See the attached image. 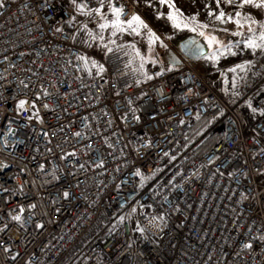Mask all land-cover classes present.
I'll use <instances>...</instances> for the list:
<instances>
[{
	"label": "built area",
	"instance_id": "1",
	"mask_svg": "<svg viewBox=\"0 0 264 264\" xmlns=\"http://www.w3.org/2000/svg\"><path fill=\"white\" fill-rule=\"evenodd\" d=\"M97 21L0 3V264H264V51L221 94Z\"/></svg>",
	"mask_w": 264,
	"mask_h": 264
},
{
	"label": "rangeland",
	"instance_id": "2",
	"mask_svg": "<svg viewBox=\"0 0 264 264\" xmlns=\"http://www.w3.org/2000/svg\"><path fill=\"white\" fill-rule=\"evenodd\" d=\"M2 0H0L1 3ZM63 5L69 6L71 0H59ZM137 7L138 15L148 23L149 27L156 33L161 32L160 30L166 31V33H159V40L155 43L149 44V37L147 32H142L141 35H135V40H133L135 52H139L138 58L141 60L143 57V62L147 60H155L154 57L159 53L161 49L173 48L171 45V40L183 33L197 32L198 34L203 31L206 36L211 33L217 37V39L224 45H230L232 51L236 55H224L219 57L218 60L212 62L209 57L215 53V48H210L208 53L195 61V68L204 74L205 80L212 85V87L221 94H226L234 85H236L244 76L245 71L248 69L253 56V50L248 49L244 46L243 41L248 39L249 36L253 35L247 31L248 25L243 28H237L235 24L232 23H220L214 20L213 17L208 16V11H216L214 6V0H174L176 8L180 9L184 17H196L194 23H190L188 28H173L171 22L166 20L167 9L160 7L157 0H151L152 6L149 7L147 0H133ZM222 9L227 13L234 12L232 7L222 4ZM242 12L249 14L252 19L257 21V23L252 24L254 32L264 31V8L257 9L255 7L241 9ZM164 13L165 18L157 19V13ZM98 23V21H97ZM97 23L94 25L97 27ZM197 24H207V28L196 27ZM196 27L195 31L191 28ZM97 29H99L97 27ZM227 29V31H225ZM100 31V30H99ZM240 32V35L233 36V32ZM99 35L104 36V40L99 39ZM131 33L117 34L113 36L111 30H104L102 33L99 32L98 39L96 42L95 49L102 51L105 49L104 44L109 43L110 40H115L119 42H126L131 39ZM157 35V33H156ZM158 36V35H157ZM156 61V60H155ZM159 63H164L160 62ZM237 65H243V69L236 68ZM235 69V71H231ZM245 122L249 120V115L246 116Z\"/></svg>",
	"mask_w": 264,
	"mask_h": 264
},
{
	"label": "snow or ice",
	"instance_id": "3",
	"mask_svg": "<svg viewBox=\"0 0 264 264\" xmlns=\"http://www.w3.org/2000/svg\"><path fill=\"white\" fill-rule=\"evenodd\" d=\"M72 5L74 6L75 11L85 16L86 18H90L92 16H96L98 18L97 27L99 28L100 32L102 33L104 30H111L113 36L117 34H124V33H131L133 35H141L142 32H147L149 37V44L155 43L160 38L156 35V33L149 27L148 23L145 22L144 19L141 18L138 14H133L128 19H123V6H116L114 0H96V6L90 7L88 0H71ZM148 6L151 7L152 3L151 0H147ZM157 3L160 7H164L167 9L166 13V20L171 22L173 28L179 29L181 27L188 28L190 23H194L196 21V17H184L183 13L180 9L176 8L174 0H157ZM227 5L234 9V12L227 13L225 12L221 5ZM214 6L216 11L210 10L208 11V16L213 17L214 20L219 21L220 23H232L235 24L237 28H243L245 25H248L247 31L252 33L253 35L249 36L248 39L243 41V44L246 48L251 49L253 51L260 50L264 51V31H260L259 36L255 35L253 28L251 27L252 24L257 23L254 19L251 18L249 14H246L241 11L246 7L251 8L255 7L257 9L264 8V0H214ZM107 9V11H105ZM157 19L165 18L164 13H157ZM76 19L75 16L72 17V21ZM71 22V21H70ZM196 27L201 29L207 28V24H197ZM196 27L191 28L192 31L196 30ZM59 30V29H58ZM82 31H84L89 39L96 40L97 35L92 30H89L87 24L82 25ZM227 31V29H225ZM201 36H204L205 33L201 31L199 33ZM240 32H233L232 35H240ZM99 39L101 41L104 40L103 35H99ZM207 44L210 48H215V53L209 57L212 62H215L219 59V57L224 55H236L235 52L232 51L230 45L222 44L215 35L209 33L206 36ZM109 43L114 44L115 40H110ZM103 47L107 49V51H112L111 48L108 47V44H104ZM134 47V46H133ZM137 56H139V52L137 51ZM79 59L84 60L86 63L88 59L86 57H79ZM143 61V57H141ZM93 67H97L99 71L97 74L99 75L100 72L104 71L103 65H98L95 61H92ZM143 68V62L140 65ZM243 65H237L236 68L243 69ZM170 70V69H169ZM231 71H235V69H231ZM163 69L161 72L157 73L156 75H162ZM146 79H152L153 77L147 76ZM27 103L25 100L19 101L18 107L23 108V106ZM35 107V105H33ZM47 107V105H45ZM134 111V110H133ZM255 112L256 110L253 109ZM78 135V134H77ZM139 174V173H137ZM68 193H65L67 197ZM34 207V206H33ZM21 212L24 211L23 208L20 209ZM14 220L19 221L20 216H14ZM123 219V218H122ZM40 227V225H37ZM251 245H245V247H250ZM8 251V249H5Z\"/></svg>",
	"mask_w": 264,
	"mask_h": 264
},
{
	"label": "water",
	"instance_id": "4",
	"mask_svg": "<svg viewBox=\"0 0 264 264\" xmlns=\"http://www.w3.org/2000/svg\"><path fill=\"white\" fill-rule=\"evenodd\" d=\"M203 40L204 36L199 37L194 34L190 35L189 33H183L174 37L171 40L173 48H169L166 52L165 64L170 67L179 66L180 59L176 54L185 61L190 62H195L204 57L208 53L209 47Z\"/></svg>",
	"mask_w": 264,
	"mask_h": 264
},
{
	"label": "flooded vegetation",
	"instance_id": "5",
	"mask_svg": "<svg viewBox=\"0 0 264 264\" xmlns=\"http://www.w3.org/2000/svg\"><path fill=\"white\" fill-rule=\"evenodd\" d=\"M190 35L191 34H194V35H197V36H201L200 34H198L197 32H191V33H189ZM198 38V37H197ZM204 42H206L207 43V41H206V38H205V36H204V40H203ZM208 45V44H207ZM168 51V49H162V51H160L155 57H154V59L156 60V61H160V62H164L165 63V57H166V52Z\"/></svg>",
	"mask_w": 264,
	"mask_h": 264
},
{
	"label": "trees",
	"instance_id": "6",
	"mask_svg": "<svg viewBox=\"0 0 264 264\" xmlns=\"http://www.w3.org/2000/svg\"><path fill=\"white\" fill-rule=\"evenodd\" d=\"M205 123V120H200V122L198 123L197 127L195 128L194 131L198 130L199 128L202 127V125ZM216 140V138H212L210 141H208L202 148H201V152L204 151L208 146H210V144H212L214 141Z\"/></svg>",
	"mask_w": 264,
	"mask_h": 264
},
{
	"label": "crops",
	"instance_id": "7",
	"mask_svg": "<svg viewBox=\"0 0 264 264\" xmlns=\"http://www.w3.org/2000/svg\"><path fill=\"white\" fill-rule=\"evenodd\" d=\"M160 31H161V32H156L158 36L160 35L159 33H161V34L166 33V31H163V30H160ZM160 51H162V49H161ZM160 51H159V52H160ZM140 61L143 62L142 60H140Z\"/></svg>",
	"mask_w": 264,
	"mask_h": 264
}]
</instances>
